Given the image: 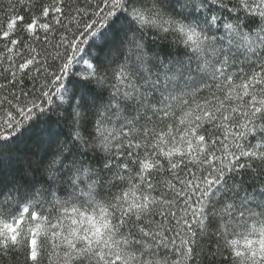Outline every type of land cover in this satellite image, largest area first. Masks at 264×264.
Wrapping results in <instances>:
<instances>
[{"label": "snow or ice", "instance_id": "1", "mask_svg": "<svg viewBox=\"0 0 264 264\" xmlns=\"http://www.w3.org/2000/svg\"><path fill=\"white\" fill-rule=\"evenodd\" d=\"M10 7L0 24V171L11 172L18 153L10 142L38 115L51 112L56 121L36 133L46 157L0 184V264H51L50 257L62 259L58 253H67L64 264H122L91 247L92 228L62 246L67 237L60 230L68 229L60 209L76 201L107 206L141 260L157 255L164 264H195L207 239L208 264L218 257L222 264H264V228L253 229L243 248L231 240L238 228L248 230L253 213L264 216V0H10ZM122 15L144 35L127 33L121 62L101 68L86 59V45L105 28L124 31ZM149 33L154 40L171 36L190 54L147 51ZM74 77L84 86L68 87ZM233 88L241 97L238 110L227 109L229 139L216 127L223 109L207 118L201 113L193 125L206 146L201 165L173 167L156 153V131L180 114L169 110L173 96L190 94L189 105L204 100L209 111ZM113 124L119 140L107 136L105 125ZM146 160L155 166L142 165ZM129 179L168 201L167 210L147 218L118 203ZM156 216L160 225L169 221L162 232L153 226ZM41 220L50 229L46 237Z\"/></svg>", "mask_w": 264, "mask_h": 264}, {"label": "trees", "instance_id": "2", "mask_svg": "<svg viewBox=\"0 0 264 264\" xmlns=\"http://www.w3.org/2000/svg\"><path fill=\"white\" fill-rule=\"evenodd\" d=\"M12 2L14 3L15 0H12ZM17 12H19V8H17ZM5 13L11 14L10 0H0V24L6 22ZM25 19H28L27 15H25ZM121 21L124 24V31L115 28H105L97 36L89 39L85 50L86 59H89L94 64L105 69L115 67L116 64L121 62L126 54L125 45L127 33L139 32L141 35H144L143 30L140 29L130 17L122 15ZM172 39L173 38L170 36L168 37V41L159 39L154 40L152 39L151 33H149L145 35L146 50L149 52L156 51L162 55L173 57H184L190 54L185 50V46L173 45L170 42ZM54 42L55 41H53V43ZM8 58H12L11 54H8ZM0 59H3L2 55H0ZM78 67L82 68L83 71H87V69H85L87 65H79ZM245 70L247 71V68ZM25 84L31 88L28 81H25ZM83 86L81 80L77 77L72 78L68 83V87L75 89ZM91 87L94 88L95 86L92 85ZM100 95L106 97L107 92L104 91L100 93ZM188 96H190V94L177 95L171 98L169 110L180 111V114L175 117V124L168 123L165 130H157L152 142V146L156 149V153L166 158L173 167L180 164H187L189 167L192 165H201L203 155L206 152V146L201 142V138L196 137L195 129L193 128L196 121L202 119L201 113H203L204 118H207L213 115L214 112L223 109L225 111V120H218L216 127L224 133L225 139L230 138L232 131L231 127L226 123L227 117L230 115L227 109L232 108L233 110H238L237 98L241 97V92L236 88L230 89L228 93L225 94L224 100L219 102V108L213 105L209 111L204 110L209 108V105L205 103L204 100H194L193 103L189 105ZM228 99L232 100L231 105L226 103ZM242 106L243 105L240 104V107ZM0 118H2V113H0ZM213 119H216V117L213 116ZM55 121L56 116L54 113L49 112L38 115L22 135L13 138L10 144L18 155L13 156L11 159V172L7 168L0 171V184H6L9 176L12 174L19 175L20 172L23 171L25 164L30 160L38 161L46 157L49 149L46 145L41 143L36 133L40 128L54 124ZM105 128L107 130V136L112 137L113 140L120 139V131L114 124L105 125ZM181 128H183V131H180ZM116 146L119 147L118 144ZM156 153H153V155L155 156ZM181 158L183 159L181 160ZM156 163H159V161ZM142 165L148 168L155 166L151 160L142 161ZM244 178L247 179V175H245ZM139 185V181L133 183V181L129 179L127 186L123 189V201L117 196V202L122 203V206L130 208L134 213L143 215L147 218H152L154 212L167 210L168 201H163L160 197L153 199L149 193L141 190ZM179 187L180 185L176 186L177 189H179ZM191 190L192 184L188 182L186 191ZM89 203L90 201L88 203L76 201L74 204L70 203L68 207L60 209V213L62 214L60 223L68 229L67 232H65L63 228L60 230V234L67 237V240L61 241L63 247L67 248L73 240H78L82 236L80 232L81 228H83L85 232H87L89 228H92L95 230L96 235L92 237L90 243L92 248H99L100 251L97 253L98 255L107 257L118 256L122 264H164L157 255L145 256V258L141 260L140 257L143 255L142 252L129 251L124 244V237L119 234V229L112 224L111 213L107 211V206H104L103 210H101L97 207L89 208ZM81 205H83L84 210H81ZM176 207V205H173V209ZM248 218L249 214L245 213V219ZM160 219H162V216H156L153 226H159V230L162 232L169 226V221L166 220L163 225H160ZM177 220H179V217H177ZM241 223L243 222L241 221ZM172 226L175 227L176 225L173 224ZM37 227L40 230L41 236L46 237L50 232L49 226L44 220H41ZM260 228H264V216L253 213V218L249 221L248 230L238 228L235 235L231 237V240L239 241L240 247L243 248L245 238L249 236L253 229L259 230ZM252 238L255 239V236ZM231 240L228 242L229 246H231ZM208 246L209 242L207 239L200 242L197 251L199 252L200 249L204 255L198 256L195 260V264H208L205 259L207 254L206 248ZM58 255H60L62 259L57 260L55 257H50L52 260L51 264H64V260L67 259V253H58ZM215 264H222L219 257Z\"/></svg>", "mask_w": 264, "mask_h": 264}]
</instances>
